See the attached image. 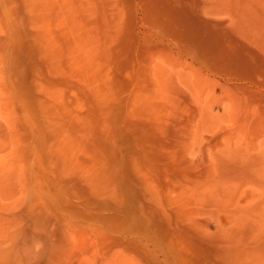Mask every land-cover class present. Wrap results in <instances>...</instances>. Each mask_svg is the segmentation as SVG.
Returning <instances> with one entry per match:
<instances>
[{"label": "rangeland", "instance_id": "1", "mask_svg": "<svg viewBox=\"0 0 264 264\" xmlns=\"http://www.w3.org/2000/svg\"><path fill=\"white\" fill-rule=\"evenodd\" d=\"M0 264H264V0H0Z\"/></svg>", "mask_w": 264, "mask_h": 264}]
</instances>
